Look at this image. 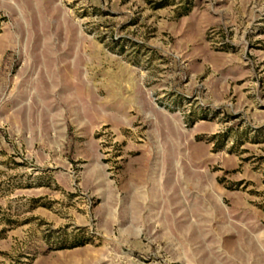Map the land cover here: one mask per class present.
<instances>
[{"label":"rangeland","instance_id":"374dc122","mask_svg":"<svg viewBox=\"0 0 264 264\" xmlns=\"http://www.w3.org/2000/svg\"><path fill=\"white\" fill-rule=\"evenodd\" d=\"M0 264H264V0H0Z\"/></svg>","mask_w":264,"mask_h":264}]
</instances>
